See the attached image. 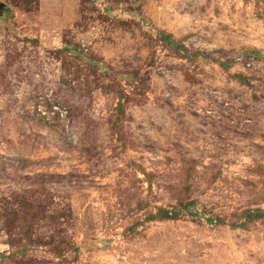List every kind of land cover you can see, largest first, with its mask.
<instances>
[{"label":"rangeland","instance_id":"obj_1","mask_svg":"<svg viewBox=\"0 0 264 264\" xmlns=\"http://www.w3.org/2000/svg\"><path fill=\"white\" fill-rule=\"evenodd\" d=\"M0 264H264V0H0Z\"/></svg>","mask_w":264,"mask_h":264}]
</instances>
